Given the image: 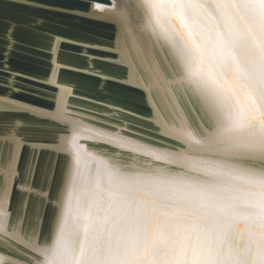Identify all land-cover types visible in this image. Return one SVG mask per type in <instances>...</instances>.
Segmentation results:
<instances>
[{
    "label": "water",
    "instance_id": "95a60500",
    "mask_svg": "<svg viewBox=\"0 0 264 264\" xmlns=\"http://www.w3.org/2000/svg\"><path fill=\"white\" fill-rule=\"evenodd\" d=\"M146 14L141 0H0V176L12 228L0 232L2 264L40 262L34 246L51 244L50 226L59 216L71 158L61 140L76 129L87 130L78 143L88 153L123 171L203 174L116 140H131L157 154L233 164V157L216 155L167 128L184 123V134L204 143L217 121L198 90L182 80L183 69L169 49L146 29ZM151 66L167 82L166 96L150 84ZM34 149L44 151H39V170L30 175ZM8 162L11 176L3 166ZM28 186L47 192L43 207L24 190ZM34 208L42 217L35 237ZM13 231H20L22 240Z\"/></svg>",
    "mask_w": 264,
    "mask_h": 264
},
{
    "label": "snow or ice",
    "instance_id": "6c2138e0",
    "mask_svg": "<svg viewBox=\"0 0 264 264\" xmlns=\"http://www.w3.org/2000/svg\"><path fill=\"white\" fill-rule=\"evenodd\" d=\"M223 6L230 10L233 27L242 25L238 39L231 32L226 39L197 0L150 4L157 39L178 69H190L191 53L196 52L208 55L222 72L231 66L238 77L217 84L209 71L206 78L215 88H201L200 77L189 72L196 76L191 82L198 99L210 110L216 111L221 98L227 101L230 118H224L221 105V132L212 147L234 158L229 178L217 180L209 171L204 175L213 179L188 182L106 166L104 174L97 171L91 177L82 223L70 236L63 216L54 218L53 245L47 248L50 259L45 264H264V0H224ZM161 15L172 17L180 31L174 26L171 33L165 30ZM248 40L259 41L258 55L248 51L238 58L235 50ZM39 151L34 149L30 175L39 170ZM251 162L256 163L247 166ZM256 167L259 171L253 170ZM3 181L0 176V202L7 191ZM24 190L44 206V189ZM33 214L35 237L42 217L35 208ZM240 222L246 227H239ZM243 253L248 254L246 261Z\"/></svg>",
    "mask_w": 264,
    "mask_h": 264
},
{
    "label": "bare ground",
    "instance_id": "6f19581e",
    "mask_svg": "<svg viewBox=\"0 0 264 264\" xmlns=\"http://www.w3.org/2000/svg\"><path fill=\"white\" fill-rule=\"evenodd\" d=\"M143 3V6L146 10V29L150 30L152 29L155 31V34H158V30L154 26V18H153V11L150 8V4L152 3V0H141ZM198 3L205 6V9L209 16L217 22L219 25V31L221 34L227 39L229 36V33H233L232 38L238 39V36L236 35L238 32L242 31V25L236 24L235 27H233L234 19L231 16L230 10L225 8L223 6L224 0H216V2L220 5L217 7L213 0H197ZM160 24L163 26L165 30H167L169 33L173 31V26L175 27V30L180 31L179 25L176 24L175 20L167 15H161L158 17ZM143 26L142 28H136V31H140L145 29ZM255 31V26H252ZM259 41L253 42L252 40L246 41V46L238 47L235 50V55L239 58L243 55H246L248 51H251L252 53L258 55V50L256 48V44H258ZM203 60V63L201 62ZM243 66V65H242ZM151 73L149 76L150 84L153 86V88H157L159 91H161V94L166 96V93L168 91L167 88V82L162 79V77H159L157 74V71L155 70L154 66H151ZM212 71L214 72L213 79L216 80L217 84L225 83V81H233L234 77H236V74L234 72V69L230 66L229 68L221 71V69L217 66L216 62L209 58L208 55H205L202 57L199 53L192 52L191 53V68L190 69H183L182 70V80L186 83L188 87H192L193 90L197 91L196 84L191 82L196 79V76H190L189 72L196 73L200 77L201 81V88L204 87H211L215 88V85H211V82L207 80L206 74ZM175 82L181 84V81L178 82V78L175 77ZM225 87H227V84H225ZM60 100H63V92L60 94ZM243 100V98L241 97ZM247 103V102H245ZM223 106V111L225 113L224 118L228 119L230 118L229 114L227 113V101L224 98L220 99L219 105H217L216 111L211 110V112L214 114V117L217 121V129L216 132L211 134L209 136V140L205 141L204 143L201 142V145H204L203 148L210 149V151H213L216 155L223 156L218 150L212 147L217 142V134L221 132L220 124H219V118L217 113L221 111V107ZM61 107V106H60ZM184 123H181L180 126L176 127H167L172 133H175L181 137H183L185 140H188L189 142L193 143V139H196L195 137H192L188 135V133L184 134ZM83 130V131H82ZM81 131L75 130L73 131L71 136H68L66 138H63L61 140V143L67 148V151L70 153V164L68 168L67 173V179L65 183V188L63 191V199L62 204L59 209V216H63L64 226L66 233L69 234V236L73 233L74 229L78 227L82 223V207L83 204L86 201L87 195H88V189H89V182L91 177L94 175L95 172H99L101 174H104L106 166L108 168L112 169H118L114 165H110L105 159L95 156L92 153H88L79 143V138L81 136L87 135L88 132H85L87 130L82 129ZM96 132L100 135H96ZM93 131L90 132L94 134L95 136H98L102 139H108L109 136L107 134L99 133V131ZM86 133V134H84ZM88 134L91 136V134ZM115 139V138H114ZM110 140V139H108ZM112 140V139H111ZM110 140V141H111ZM113 141V140H112ZM114 143L121 144L122 147L131 148L133 150L137 151H143L146 152L153 157H158L161 159H164L166 161H169L170 163H177L182 164L186 168L189 169H195L198 171H201L203 174L201 176L191 177L188 175H169L165 172L158 171L157 173H149V172H143V171H137L132 169L130 172L125 171L129 174H152L153 176L157 177H164V178H175L177 180H184V181H197V182H205L208 180L213 179V177L204 175L205 172H214L216 174L217 180H223L229 178V173L233 167V164L227 163V161H224L223 159L219 158H212V157H199V156H190V155H184V154H174V153H163V154H157L154 153L153 150L147 149L140 145L139 143H136L131 140L124 141H115ZM195 144V143H194ZM15 156V152L13 154V158ZM227 156V154H225ZM12 158V159H13ZM209 160V161H208ZM216 160V161H215ZM13 161V160H12ZM5 168V171L8 173L9 176H11V173H13V165L8 164L3 165ZM1 166V167H3ZM123 171V170H121ZM235 173H233L234 175ZM233 183H236L233 181ZM4 194L2 202H0V232L6 234L9 233L8 230H12V228H9V215L7 213V199ZM95 211V208L93 209ZM239 227L244 228L246 227L245 222H240ZM12 235L16 239L23 238L20 231H13ZM53 245V240L49 246L45 247H37L36 250L39 251L42 254V260L40 262H36L35 264H45L46 261H48L50 258L45 254L48 247H51ZM4 257L0 256V264L4 262ZM65 259L70 260L71 257L65 256ZM242 260L246 261L248 259V254L243 253Z\"/></svg>",
    "mask_w": 264,
    "mask_h": 264
}]
</instances>
